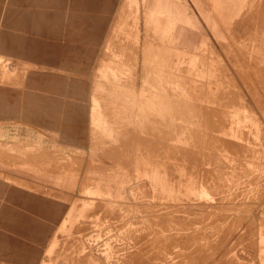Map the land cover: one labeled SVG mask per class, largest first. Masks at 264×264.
Segmentation results:
<instances>
[{"label": "rangeland", "instance_id": "rangeland-1", "mask_svg": "<svg viewBox=\"0 0 264 264\" xmlns=\"http://www.w3.org/2000/svg\"><path fill=\"white\" fill-rule=\"evenodd\" d=\"M0 264H264V0H0Z\"/></svg>", "mask_w": 264, "mask_h": 264}, {"label": "crops", "instance_id": "crops-1", "mask_svg": "<svg viewBox=\"0 0 264 264\" xmlns=\"http://www.w3.org/2000/svg\"><path fill=\"white\" fill-rule=\"evenodd\" d=\"M216 1L218 2V0H216ZM153 5H155V7H157V6H159V3L157 2V4H156V2H154ZM151 11H152L151 13H154V11H155V13H156V12H157V13H162V12H164L167 16H170V15L172 14V12H173V13L176 15V17H178V18H182L180 12L173 11V10L170 8V6H168V5H165L164 8H153ZM170 17H171V16H170ZM183 51H184V53L187 52L186 49L183 50ZM94 102H95V100H94ZM95 109H96V106H95V103H94V106L92 107V110L94 111ZM94 113H95V112H93V115H92V118H93V119H92V122H93L94 124H95V123H99V121H94V118H95V114H94ZM54 245H55V241H53L52 244H51V246L48 248V250H47V253H48V254L52 252Z\"/></svg>", "mask_w": 264, "mask_h": 264}, {"label": "bare ground", "instance_id": "bare-ground-1", "mask_svg": "<svg viewBox=\"0 0 264 264\" xmlns=\"http://www.w3.org/2000/svg\"><path fill=\"white\" fill-rule=\"evenodd\" d=\"M255 13V12H254ZM258 16V15H257ZM258 33V32H257ZM133 45V44H132ZM156 49V48H155ZM145 50V49H144ZM156 53V52H155ZM133 54V53H132ZM147 54V53H146ZM143 55V54H142ZM103 56V55H102ZM130 56V55H129ZM159 57H160V55H159ZM146 58V57H145ZM172 70V69H171ZM172 73V72H171ZM184 75V74H183ZM184 77V76H183ZM184 82V81H183ZM193 82V81H192ZM211 82V81H210ZM190 90V89H189ZM217 96V95H216ZM149 98V97H148ZM176 98V97H175ZM198 98V97H197ZM176 100V99H175ZM149 105V104H148ZM211 105V104H210ZM125 107V106H124ZM202 109V108H201ZM197 110V109H196ZM200 111V110H199ZM208 112V111H207ZM137 113V112H136ZM194 113V112H193ZM201 114V113H200ZM141 116V115H140ZM202 116V115H201ZM98 119V118H97ZM98 169V168H97ZM205 184H207V183H205ZM204 184V185H205Z\"/></svg>", "mask_w": 264, "mask_h": 264}]
</instances>
